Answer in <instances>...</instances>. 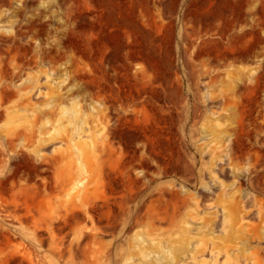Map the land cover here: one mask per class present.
<instances>
[{
    "label": "rangeland",
    "instance_id": "obj_1",
    "mask_svg": "<svg viewBox=\"0 0 264 264\" xmlns=\"http://www.w3.org/2000/svg\"><path fill=\"white\" fill-rule=\"evenodd\" d=\"M0 264H264V0H0Z\"/></svg>",
    "mask_w": 264,
    "mask_h": 264
}]
</instances>
